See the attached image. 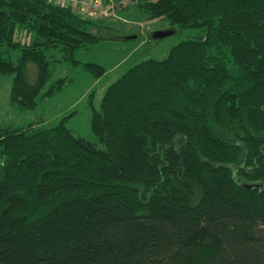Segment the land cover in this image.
I'll list each match as a JSON object with an SVG mask.
<instances>
[{"label": "trees", "instance_id": "trees-1", "mask_svg": "<svg viewBox=\"0 0 264 264\" xmlns=\"http://www.w3.org/2000/svg\"><path fill=\"white\" fill-rule=\"evenodd\" d=\"M131 1L146 21L197 34L108 87L91 118L101 147L70 115L0 127V264H264V0ZM102 19L0 0L11 103L34 109L67 83L46 92L54 50L104 75L75 59L104 38Z\"/></svg>", "mask_w": 264, "mask_h": 264}, {"label": "rangeland", "instance_id": "rangeland-1", "mask_svg": "<svg viewBox=\"0 0 264 264\" xmlns=\"http://www.w3.org/2000/svg\"><path fill=\"white\" fill-rule=\"evenodd\" d=\"M101 1L113 8L106 18L94 19L106 20L107 31L102 34L104 38L97 44L80 49L75 59L83 64L101 65L106 69L105 74L98 80L94 79L83 65L66 63L63 52L54 50L49 54L53 77L46 92L60 79L66 78L67 83L51 98L40 101L34 109L29 110L17 108L11 103L13 77L0 75V127L19 129L29 125L52 126L70 115L67 126L73 134L101 147L92 132L91 118L94 109L99 110L108 87L136 63L152 58L164 59L171 48L197 34L195 30L177 31L156 43L153 34L173 29L169 21H146L145 14L138 11L131 0ZM139 35L141 40H138ZM31 37L20 30L15 35L16 41L22 45L29 44ZM17 59L18 54L13 52L12 60L16 62ZM36 76V66L29 64V82L34 83Z\"/></svg>", "mask_w": 264, "mask_h": 264}, {"label": "built area", "instance_id": "built-area-1", "mask_svg": "<svg viewBox=\"0 0 264 264\" xmlns=\"http://www.w3.org/2000/svg\"><path fill=\"white\" fill-rule=\"evenodd\" d=\"M55 6L69 8L85 19L107 17L112 11L110 5L101 0H45Z\"/></svg>", "mask_w": 264, "mask_h": 264}, {"label": "water", "instance_id": "water-1", "mask_svg": "<svg viewBox=\"0 0 264 264\" xmlns=\"http://www.w3.org/2000/svg\"><path fill=\"white\" fill-rule=\"evenodd\" d=\"M177 31H173V30H170V31H166V32H158L156 34H153V39L154 40H164L172 35H174ZM133 38V37H132ZM131 38V39H132ZM136 37H134L135 39ZM127 39H130V38H127Z\"/></svg>", "mask_w": 264, "mask_h": 264}]
</instances>
